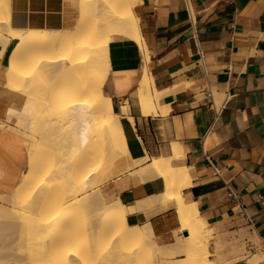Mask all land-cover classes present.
Here are the masks:
<instances>
[{
	"label": "crops",
	"instance_id": "obj_1",
	"mask_svg": "<svg viewBox=\"0 0 264 264\" xmlns=\"http://www.w3.org/2000/svg\"><path fill=\"white\" fill-rule=\"evenodd\" d=\"M8 3L14 29L72 34L80 21L78 0ZM133 12L149 58L130 39L111 35L103 91L120 116L130 156L148 158L100 191L104 203L134 208L128 224H148L158 244L181 240L174 207L159 202L164 182L145 175L151 158L173 157L172 144H179L182 155L172 161L191 178L182 190L185 202L196 205L211 237H242L247 246H260V252L233 262L264 264V0H135ZM1 63L0 58V70ZM145 68L165 114L142 107ZM3 84L0 76V105L19 100L22 106L25 96ZM125 101L126 115L118 110ZM19 161L27 168L28 154ZM25 171L10 170L0 196L12 192Z\"/></svg>",
	"mask_w": 264,
	"mask_h": 264
},
{
	"label": "bare ground",
	"instance_id": "obj_2",
	"mask_svg": "<svg viewBox=\"0 0 264 264\" xmlns=\"http://www.w3.org/2000/svg\"><path fill=\"white\" fill-rule=\"evenodd\" d=\"M3 1L8 0H0V58L8 43L10 53L16 52L19 57L4 65L0 76L4 79L3 87L10 92L14 90L13 84L17 85L15 91L25 96V102L21 106L19 100H14L8 108L0 105V128H8L2 121L13 117L21 128L28 130L30 114L39 103L41 108L34 113L41 116L38 118L43 121L46 138L40 141V154L32 153L28 147V163L21 182L12 192L0 196V233L23 238L21 244L16 239L8 248L26 251L32 257L24 264H84L85 254L92 258L87 264H115L116 257L122 255L116 242L107 244L103 254L97 240L111 235L118 241L132 239L140 226L127 225L128 214L134 208L118 201L106 205L101 193L92 190L133 172L148 158L135 160L130 156L120 116L103 91L111 35L130 39L143 51L146 60L149 58L133 12L135 0H80L84 15L94 23L91 33L86 34L80 27L81 20L75 33L70 30L72 34L14 29L10 22H4ZM148 73L145 68L142 107L165 114L166 108L159 105L160 94ZM128 108L129 102L125 101L118 110L126 115ZM128 119L132 125L133 119ZM51 129H56L54 134L58 135L50 138ZM22 142L28 146L35 143L25 138ZM181 151L179 144H172L173 157L151 158L145 175L164 182L159 202L163 201V208L174 207L180 224L178 231L186 233L182 240L171 244L172 249L186 256L190 264H214L208 258L211 229L197 216L196 205H188L182 196L191 178L185 166L172 161L182 155ZM6 218L13 220L3 221ZM149 230L134 241L126 252L128 258L142 254L146 242H157ZM128 258L124 264H130ZM249 264L259 263L252 259Z\"/></svg>",
	"mask_w": 264,
	"mask_h": 264
},
{
	"label": "rangeland",
	"instance_id": "obj_3",
	"mask_svg": "<svg viewBox=\"0 0 264 264\" xmlns=\"http://www.w3.org/2000/svg\"><path fill=\"white\" fill-rule=\"evenodd\" d=\"M79 5H80V0H78V9H79V13L81 12L80 13V20H81L80 22L83 23L82 25H80V27L83 28L82 32L85 34L88 32L91 33L93 26H94V23L92 21H88V18L84 15L83 10L81 9V5L80 6ZM3 6L6 7L4 9V14L6 16L4 22L9 23L10 22V20H9V9H7L8 2L3 1ZM6 28H7V26L5 27V29ZM10 44L11 43H8L6 45L5 50H6L7 46H10ZM5 50L3 51V55H2V63H1V70L0 71H3L4 65H8L9 62H12L13 60H15L19 57L15 54L16 52L9 53V55L6 57ZM74 76H75V74H74ZM74 76L72 75L71 79H73ZM71 79L67 78V80H71ZM13 88H14V90L11 92L16 93L15 90L17 88V85L13 84ZM35 100H37V99H35ZM36 103H38V102H36ZM217 103H218V101H217ZM37 105H39V103ZM35 106H36V104H35ZM38 108H39V106H38ZM34 109H35V107H34ZM36 110H34V111L36 112ZM34 111L31 112V114H30V115H32V117H31V119H29V125H28L29 129L28 130H25V129H27L26 127L21 128V126L18 125V123H17L18 119L17 118L11 117L7 121L5 119H3V121H2L4 124H6L8 126V128H2V127L0 128V164H1L0 167H2V168H0V191L4 190L5 188H8V183H9L8 182V175H9L8 172L10 170L17 169V170H19V173H22L26 169V164H22L19 160L22 158H25V156L28 154V147L31 148L32 153H37V154L39 153L40 154V150L42 149V147L40 145V141L41 142L44 141L46 138L45 137L46 135L44 133L45 132L44 124H42L43 121H40V118H38L40 116L39 113H34ZM33 116L36 117L35 119H37V118L38 119L34 120ZM29 118H30V116H29ZM32 118H33V121H32ZM30 120H31V122H34V123L32 124L30 122ZM12 121H14V124H12ZM35 122H37L38 124L40 123L39 127L37 126L38 125L37 123L35 124ZM15 125H17L16 128H15ZM33 126H37L39 129L37 127L36 128L39 130V132L37 129L33 130ZM67 126L68 125H65V127H67ZM19 129H20L19 132H21V133L18 132ZM43 130H44V132H43ZM51 130H54V131L51 132ZM51 130L49 131L50 138H53L54 136L58 135V134H56V135L54 134L57 132L56 129H51ZM30 131H31V134H30ZM22 132H23L24 136H21ZM41 132H43L42 137H41ZM32 133L34 136L32 135ZM37 135H40V136L38 137ZM52 135H53V137H51ZM7 136L10 138L9 143L7 142ZM23 138H25V140H27V141L28 140L31 142L34 141L35 143H33L32 145H29V146L27 144H23L22 143ZM33 138H36V139H33ZM37 141H39V142H37ZM96 149H97V146L95 147V151H96ZM14 160L16 161L15 165L12 163ZM109 183H110V181L106 182L101 187L96 188L95 190H92V192L98 193L101 191V193L104 194L103 190ZM16 184H17V182H15V184L13 186H11V188L13 189ZM97 207L98 206L96 205L95 208H97ZM119 212L123 213V210H120ZM1 220H0V222H1ZM12 220H10V219L8 220V218L3 219V221H5V222L6 221L12 222ZM132 224H134V223H132ZM132 224H128V221H127L128 226L132 225ZM147 229H150L149 231H151V233L153 234L149 225L146 224V225L140 226L139 230L135 233V236H133L132 239H127L124 241H118L116 238H114V235L106 236V237L98 239L97 245L99 247L100 253L104 254L107 250L106 245L111 243V241H115L116 246L119 247V250L122 252V255L120 256V258L116 257L117 260L114 263L115 264H124L125 258H128V254H126V252H128L129 248L134 245V243H135L134 241L141 238V236L143 235L144 232L147 231ZM3 233H5V234H3ZM3 233L2 234L0 233V264H22V263L24 264L26 261L32 260V257L26 251L19 250V249L17 250V249L12 248V247L8 248V247H10L12 242H15L16 239L18 240V241L16 240V242H18V243L23 242L22 237L20 238V236H15V235L13 237L12 236L13 234H11V233H6V232H3ZM177 234H178V238H182L183 233H180L179 231H177ZM220 238H221L220 236L214 235L209 239V255H208V258L210 260H212L215 264H221V263L227 262V261L233 262L236 259H239L244 255H250L252 253L261 251L260 246H258L257 242H255V241H252L254 245L249 247L244 242L242 237H240L238 240H233V241H228V242L225 240H221ZM179 241H176V242H179ZM19 244H21V243H19ZM146 244H147V247L144 248L145 250L142 254H140V255L134 254L128 258L130 261V264H190V260L186 256H184L183 254L176 253L172 249L171 244L170 245H163V244H158L157 242H155V243L146 242ZM235 252H237V253H235ZM91 259L92 258L88 259L87 255L85 254L83 256V260L86 261V262L84 261V264L89 263L91 261ZM241 262H242V260H237L236 262H233V264H237V263L240 264ZM244 263H245V261L242 262V264H244ZM81 264H83V263H81Z\"/></svg>",
	"mask_w": 264,
	"mask_h": 264
},
{
	"label": "built area",
	"instance_id": "obj_4",
	"mask_svg": "<svg viewBox=\"0 0 264 264\" xmlns=\"http://www.w3.org/2000/svg\"><path fill=\"white\" fill-rule=\"evenodd\" d=\"M228 195H229V197H232L233 196L232 192H230V191H229V194Z\"/></svg>",
	"mask_w": 264,
	"mask_h": 264
},
{
	"label": "water",
	"instance_id": "obj_5",
	"mask_svg": "<svg viewBox=\"0 0 264 264\" xmlns=\"http://www.w3.org/2000/svg\"><path fill=\"white\" fill-rule=\"evenodd\" d=\"M186 235V234H185Z\"/></svg>",
	"mask_w": 264,
	"mask_h": 264
}]
</instances>
